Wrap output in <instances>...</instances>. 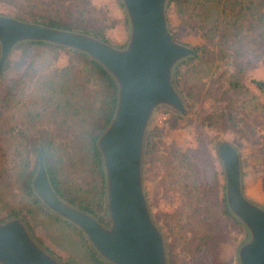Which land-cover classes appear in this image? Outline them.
<instances>
[{"label": "trees", "instance_id": "1", "mask_svg": "<svg viewBox=\"0 0 264 264\" xmlns=\"http://www.w3.org/2000/svg\"><path fill=\"white\" fill-rule=\"evenodd\" d=\"M0 3L18 20L86 33L105 42L117 24L127 22L120 0H78V13L51 12L48 0ZM92 7L104 18L97 21L88 16L86 12ZM167 13L202 41L193 45L194 55L180 60L173 70L174 84L190 101V109L178 112L172 124L157 129L158 138L151 122L145 131L142 174H148L154 182L146 199L150 202L176 191L183 199L173 209L153 214L163 237L166 264H223L220 255L224 238L230 226L239 221L227 205L226 184L208 147L213 145L214 137L220 138L223 126L239 133L246 146L255 140L256 129L264 121V101L250 88L256 80L243 79L250 67H264V0H167ZM43 51L47 56L63 52L65 63H38L37 57ZM219 55L231 58L233 71L229 84L217 98L206 93L216 80L213 69ZM202 63L206 64L204 73ZM193 70L200 72L202 88L210 83L201 96V89L194 90L189 82ZM0 86V210H10L31 231L33 225L41 224L66 251L65 264H110L94 250L77 225L41 202L32 188V179L42 150L56 195L106 221V173L98 139L115 114L116 79L83 51L27 40L17 43L8 55ZM243 93L249 97H240ZM220 100L226 102L224 109L212 116L207 109L215 110ZM200 109L206 115L194 130V151L169 145L166 129L179 127L188 116L186 121L190 123Z\"/></svg>", "mask_w": 264, "mask_h": 264}, {"label": "water", "instance_id": "2", "mask_svg": "<svg viewBox=\"0 0 264 264\" xmlns=\"http://www.w3.org/2000/svg\"><path fill=\"white\" fill-rule=\"evenodd\" d=\"M120 1L130 25L129 42L124 48L86 33L0 15V74L17 43L40 40L83 51L113 75L118 85L117 107L98 139L111 225L103 226L96 217L56 195L42 150L32 188L48 209L77 225L104 260L112 264H166L163 237L152 220L142 187L143 142L155 105L165 104L185 113L183 100L172 84V70L195 51L170 36L167 0ZM255 82L264 90L263 80ZM217 154L225 174L227 205L252 234L238 249L240 264H264V210L243 195L236 147L220 142ZM0 263L64 264L42 249L18 218L0 223Z\"/></svg>", "mask_w": 264, "mask_h": 264}, {"label": "rangeland", "instance_id": "3", "mask_svg": "<svg viewBox=\"0 0 264 264\" xmlns=\"http://www.w3.org/2000/svg\"><path fill=\"white\" fill-rule=\"evenodd\" d=\"M77 1L78 0H72L71 2L70 0H48L49 10L51 12L71 11V13H78L79 9L75 8L77 6ZM92 6H94L93 3ZM14 12L16 11L12 10V13ZM86 14L88 16H93L97 21L104 18L102 13L98 11L96 12V10L93 7L91 11H87ZM0 15L10 16L8 8L3 7L1 3H0ZM166 20H167L168 31L171 34L172 39L174 41L189 47H193V45L202 41L198 35L191 32L184 25H182L181 21H179L172 13L166 14ZM129 36H130V25L127 18V22L125 24H117L116 27L113 29V31L109 33V41L107 43L116 48H124L127 46L129 42ZM43 52L44 53L42 56L37 57L38 63L45 62L47 64H54L57 66L65 63L66 55L63 52H60L59 55L55 54L50 56L46 55L47 54L46 51ZM224 53L227 52L225 51ZM230 59L231 58L229 56L225 57L224 55L223 57L222 55H219L217 57V61L214 63L215 67L213 69L215 71L213 73V76L216 80L212 84V86L210 85V83L207 82L205 87L202 88L199 84L200 81H202V78L201 79L199 78L200 72L195 73V71L193 70L192 73L190 74V79H189L192 88L194 90L196 88L201 89L200 91V96H201L202 94L206 93V90L210 85L208 92H210V90L212 92L211 94L207 92L206 95L215 96L218 98L220 94L219 92H221V90L229 84L228 81L231 78L233 65L230 62L231 61ZM200 67L202 69V72L204 73L203 69L204 67L206 68V64L202 63L200 64ZM173 70H172V84L183 100L185 111L186 110L188 111L190 109V101L188 100V98H186V96L181 95V93L177 88V85L174 84ZM203 79L206 81L205 78ZM243 79L247 81L250 79H253L254 81L255 80L264 81V67H250L249 70L246 71V75L244 76ZM250 88L255 95L259 96L260 101H264V90L262 88L259 89L255 83L251 84ZM2 92H3V86H0V96ZM240 97H244L245 99H247L249 97V94L243 93L240 95ZM225 103L226 102L224 100H220L217 103V108H215V110L214 108H212L211 110L207 109V112L212 113V116H218V112L221 109H224ZM258 111L256 110V112ZM177 114L178 111H176L171 106L165 104H158L154 106L148 125L151 122V124H153V126L156 128L155 135L157 138H158L157 129H160L162 127L165 128L169 124H172L174 120H176ZM205 115L206 114L204 110L200 109L196 113V115H194L195 118H193V120H191L190 123H187L188 120L186 121V119H189L188 116L181 120V122L179 123L180 124L179 127L177 126L174 129H170V128L166 129L165 133L166 135H168V137H170L169 139H166L167 143L169 142L168 143L169 145L177 146L182 151H188L192 153L194 151L193 150L194 143L197 141L195 134L196 132L194 133V130L199 128L201 122L204 120ZM262 118H264V116ZM257 126H259V124ZM221 132L222 133L220 138L214 137L212 141L213 145L209 146L208 150L211 155V159L213 160V163H215L217 169L220 170L222 181L226 183L224 179L225 178L224 169L221 160L217 154V145L222 141H226L232 144L234 147H236L239 153L241 187H242L243 195L248 201L250 202L252 201V203L254 202L255 205L261 207L264 210V150H259V147L262 148L264 147V121L262 123V126L259 129H256V133H255L256 136L254 138L255 140L252 141L254 142V144H252L251 142L250 144L244 146L243 138L233 128H229V127L227 128L226 126H223V128H221ZM148 177H149L148 174L145 175L144 173L142 174V187L145 197L147 195V192H152V188H153L152 185L154 184V182L150 179V177L149 178ZM149 203L151 207L148 205V208L153 220V216H154L153 214L158 215L160 212L166 211V209L168 208L173 209L178 204H182L183 199L181 197V194L178 191H176L169 194H165L158 199H154V200L150 199V202L147 201V204ZM201 205L203 204L201 203ZM11 213L12 212L10 210H5V209L0 210V223H4L13 218H18L24 223V221L20 217L12 216ZM97 220L105 227H109L111 225V220L107 211V205H106V221H101L98 218ZM238 221L239 223H233L230 226L229 228L230 231L226 233V236L224 238L222 255H220V259L222 260L223 264H240L238 258V249L242 244L250 240L252 237L251 230L247 228L246 225H244L239 219ZM27 230L30 233L31 237L36 241V243L42 249H44L46 252H48L50 255H52L61 263H64V260L67 258L66 251L46 234L45 229L41 224L33 225L32 231L29 230L28 228Z\"/></svg>", "mask_w": 264, "mask_h": 264}]
</instances>
